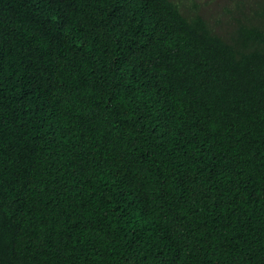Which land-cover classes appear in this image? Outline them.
Wrapping results in <instances>:
<instances>
[{
	"label": "trees",
	"instance_id": "1",
	"mask_svg": "<svg viewBox=\"0 0 264 264\" xmlns=\"http://www.w3.org/2000/svg\"><path fill=\"white\" fill-rule=\"evenodd\" d=\"M216 32L171 0H0V264H264V0Z\"/></svg>",
	"mask_w": 264,
	"mask_h": 264
},
{
	"label": "rangeland",
	"instance_id": "2",
	"mask_svg": "<svg viewBox=\"0 0 264 264\" xmlns=\"http://www.w3.org/2000/svg\"><path fill=\"white\" fill-rule=\"evenodd\" d=\"M185 15L193 13L205 18L216 32L225 35L234 29L227 10L230 9V0H171Z\"/></svg>",
	"mask_w": 264,
	"mask_h": 264
}]
</instances>
